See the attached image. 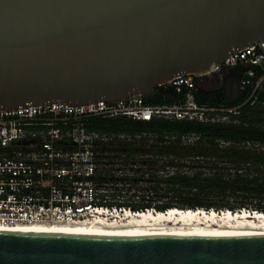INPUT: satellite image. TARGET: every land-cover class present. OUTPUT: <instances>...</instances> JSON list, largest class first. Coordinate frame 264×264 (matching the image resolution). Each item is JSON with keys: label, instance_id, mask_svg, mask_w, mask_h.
<instances>
[{"label": "water", "instance_id": "obj_1", "mask_svg": "<svg viewBox=\"0 0 264 264\" xmlns=\"http://www.w3.org/2000/svg\"><path fill=\"white\" fill-rule=\"evenodd\" d=\"M261 41L264 0H0V111L148 96ZM244 72L211 92L239 101ZM0 264H264V236L0 228Z\"/></svg>", "mask_w": 264, "mask_h": 264}, {"label": "built area", "instance_id": "obj_2", "mask_svg": "<svg viewBox=\"0 0 264 264\" xmlns=\"http://www.w3.org/2000/svg\"><path fill=\"white\" fill-rule=\"evenodd\" d=\"M237 66L245 68L240 91L251 88L255 95L262 90L264 41L228 56L200 78L190 74L174 78L163 87L182 96L177 104L149 105L144 96L136 95L115 103L80 107L59 103L0 111V225H79L149 211L132 209L127 204L133 202L119 193L131 187L133 165L111 163L112 155L103 150L125 136L90 131L86 122L126 117L145 122L229 123L226 112L233 110L200 105L196 95L199 88H212L213 80L223 79ZM199 139L193 134L183 141L193 144Z\"/></svg>", "mask_w": 264, "mask_h": 264}, {"label": "trees", "instance_id": "obj_3", "mask_svg": "<svg viewBox=\"0 0 264 264\" xmlns=\"http://www.w3.org/2000/svg\"><path fill=\"white\" fill-rule=\"evenodd\" d=\"M144 100L149 105H173L182 96L162 86L144 96ZM196 101L210 108L233 110L226 112L230 122H145L126 117L92 118L86 122L90 131L125 136L103 148L112 155L109 162L140 161L152 168L158 167L160 161L162 167L174 169L175 174L164 180L166 186L153 192L158 199L173 196L176 200L127 206L159 212L175 208L264 213V86L255 95L251 88L241 90L237 102L231 101L225 92L197 94ZM193 134L200 139L185 144L184 137Z\"/></svg>", "mask_w": 264, "mask_h": 264}, {"label": "bare ground", "instance_id": "obj_4", "mask_svg": "<svg viewBox=\"0 0 264 264\" xmlns=\"http://www.w3.org/2000/svg\"><path fill=\"white\" fill-rule=\"evenodd\" d=\"M247 211V210H246ZM234 212L181 210L171 209L165 212L142 211L137 215H120L116 220L99 219L88 224H19L17 226H2L7 229L215 236V237H243L264 236V213L249 211Z\"/></svg>", "mask_w": 264, "mask_h": 264}, {"label": "rangeland", "instance_id": "obj_5", "mask_svg": "<svg viewBox=\"0 0 264 264\" xmlns=\"http://www.w3.org/2000/svg\"><path fill=\"white\" fill-rule=\"evenodd\" d=\"M114 163L117 162L114 161ZM162 163L163 162L159 161L157 163L158 167L152 168L148 165H143L140 161L128 163L133 165L132 171H130L133 174L131 178L132 185L125 190L121 189L119 192L120 195L127 197L128 200L136 204L141 202L146 204H159L164 201L176 200L173 196L166 197L165 199H158L157 195L153 192L157 187H160L158 189H163L166 186L164 180L175 174L173 168H164L162 167ZM124 180L123 177L119 181L122 182Z\"/></svg>", "mask_w": 264, "mask_h": 264}, {"label": "flooded vegetation", "instance_id": "obj_6", "mask_svg": "<svg viewBox=\"0 0 264 264\" xmlns=\"http://www.w3.org/2000/svg\"><path fill=\"white\" fill-rule=\"evenodd\" d=\"M211 89H212V88H208V89L206 90L207 93L211 92Z\"/></svg>", "mask_w": 264, "mask_h": 264}]
</instances>
